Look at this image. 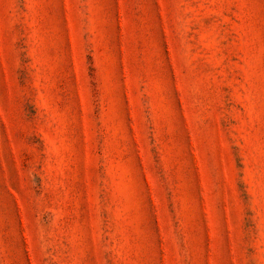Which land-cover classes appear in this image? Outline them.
<instances>
[{
	"label": "rangeland",
	"instance_id": "1",
	"mask_svg": "<svg viewBox=\"0 0 264 264\" xmlns=\"http://www.w3.org/2000/svg\"><path fill=\"white\" fill-rule=\"evenodd\" d=\"M0 264H264V0H0Z\"/></svg>",
	"mask_w": 264,
	"mask_h": 264
}]
</instances>
